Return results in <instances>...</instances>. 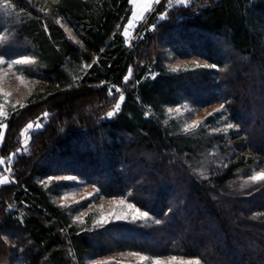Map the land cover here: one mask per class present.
Segmentation results:
<instances>
[{
	"label": "trees",
	"instance_id": "1",
	"mask_svg": "<svg viewBox=\"0 0 264 264\" xmlns=\"http://www.w3.org/2000/svg\"><path fill=\"white\" fill-rule=\"evenodd\" d=\"M3 1L0 54L32 57L26 73L46 96L8 121L1 155L15 160L0 187V264H85L123 251L264 264V180H248L264 165V0H192L170 10L162 0L133 47L122 32L130 0ZM165 49L215 67L170 73ZM121 95L120 112L108 117ZM182 102L222 104L238 128L233 145L222 134L164 126V110ZM37 121L43 128L23 146L22 132ZM235 150L242 153L230 157ZM214 154L228 159L206 165ZM60 176L127 198L153 221L79 229L51 198L69 183L43 184Z\"/></svg>",
	"mask_w": 264,
	"mask_h": 264
},
{
	"label": "rangeland",
	"instance_id": "2",
	"mask_svg": "<svg viewBox=\"0 0 264 264\" xmlns=\"http://www.w3.org/2000/svg\"><path fill=\"white\" fill-rule=\"evenodd\" d=\"M0 4H3V0H0ZM43 1V0H35ZM56 1V0H49ZM162 0L156 2V0H130L132 14L128 23L126 24L124 30V37L126 39V44L130 47H133V43L140 39L143 33L139 30L140 27L147 23L148 18L156 11L158 5ZM192 0H188V3L183 6H188ZM182 6L177 3V0H166L163 7L168 10ZM165 14V13H164ZM164 14H159L156 19L161 21L164 19ZM66 32V35L71 39V41H77V37L74 34L73 30L69 27L68 24L60 21ZM163 66L166 71L179 72L187 71L204 67H197V65H210L209 62L198 57H192L188 59H179L172 54L171 51L165 49L163 50ZM0 59L4 60L3 64H0V125H3L0 132H2V139H0V160H3L4 163L0 164V179H5V182L0 184V187L4 184H7L10 181L11 176V165L15 160V155L12 154L9 157H3L1 151L3 149L6 132L8 131L9 122L13 116L17 115L23 109H26L28 105L38 103L44 96H46V89L41 85L39 80L36 78L29 77L27 75L26 67L31 63H34L32 57H20V58H7L0 54ZM20 61V63H15ZM213 67H209L210 69ZM173 69H176L175 71ZM124 101V99H123ZM123 101H119L120 109L119 111H113L115 114L112 117H115L121 110ZM222 104H214L208 107L199 108L193 103L182 102L180 105L167 107L164 110L163 123L164 126L169 128L174 133H202L206 131L210 134L216 135H225L229 139V144L233 145L231 142V133L238 129L236 125L229 120L226 109H221ZM172 109L173 111H169ZM175 109H179L177 112ZM217 109H221L217 111ZM110 117V118H112ZM33 127L28 129L27 127L22 132L23 146H26L29 142L31 135L33 133L39 132L43 128L42 121L32 122ZM232 124L234 127L228 128V125ZM190 125H196L195 127H189ZM188 128V131L185 129ZM200 133V134H201ZM226 141V139H225ZM21 152V151H20ZM242 151L235 150L232 154L240 155ZM247 156H251L249 152H246ZM242 155V154H241ZM215 160L207 161L206 165L224 164L228 159L221 154H214ZM259 172H264V165H253L250 169L249 181L259 182L251 180V177ZM64 177H73V179H63ZM66 181L68 185H63L60 182ZM60 183L57 185L58 192H52L51 198L53 204L60 206L63 209L68 210L69 217L73 225L79 229L83 230H95L99 228H104L108 225L115 223H128V224H143L147 225L153 221V218L148 214V218H140L137 215L136 210L139 209L136 205L131 203L127 198L115 197V198H106L101 196L99 189L97 187L87 184L84 180L74 176H60L53 177L49 180L43 182L46 189L53 187L54 183ZM121 201L123 203L121 204ZM131 205L132 207H129ZM140 212H145L142 209H139ZM133 217H136L133 219ZM11 241V240H9ZM11 243V242H10ZM135 253L136 255H130ZM146 257L147 259H142ZM176 260H172V257H152L146 254L123 251L115 254H111L102 258L95 259H85V264H155L159 261V264H188L189 261H192L193 264L197 259H187L182 257H176ZM199 264L200 261H199Z\"/></svg>",
	"mask_w": 264,
	"mask_h": 264
},
{
	"label": "snow or ice",
	"instance_id": "3",
	"mask_svg": "<svg viewBox=\"0 0 264 264\" xmlns=\"http://www.w3.org/2000/svg\"><path fill=\"white\" fill-rule=\"evenodd\" d=\"M156 2H159V0H156ZM133 3H135V0H133ZM177 3L178 4H180V5H186L187 3H188V0H177ZM125 32L127 31L126 29L124 30ZM4 63V60L3 59H0V64H3ZM15 63H20V61H16ZM197 67H204V68H209V67H215L214 65H197ZM174 71L176 70V69H173ZM129 72L131 73V70H129ZM127 79H128V77H125V80L127 81ZM117 91H119V89H117ZM111 94V93H110ZM123 99H124V97H123V95H121L120 97H119V101H123ZM223 108V105H221V109ZM119 109H120V103L119 102H117L116 104H115V111H119ZM221 109H217V111H220ZM170 112L171 111H173L172 109H170L169 110ZM175 111H177V112H179L180 110L179 109H175ZM0 114H2V113H0ZM115 113L113 112V111H110V112H108L107 113V115H108V117H112L113 115H114ZM45 116H47L48 114L47 113H45L44 114ZM196 125H190L189 127H195ZM3 127H5V126H3V125H0V129H2ZM33 127V125L31 124V123H29L28 125H27V128L28 129H31ZM232 127H234L232 124H229L228 125V128H232ZM185 131H188V128H186L185 129ZM0 139H2V132H0ZM4 163V161L3 160H0V164H3ZM5 179L6 178H4V179H0V184H2V183H4L5 182ZM63 179H69V180H71V179H73V177H64ZM251 180H253V181H259V180H264V172H259V173H257V174H255V175H253L252 177H251ZM123 203V201H121V204ZM129 207H132L131 205H129ZM136 212H137V215L140 217V218H148V213L147 212H140L139 211V209H137L136 210ZM136 217H133V219H135ZM157 224L158 223H160V221L159 220H156L155 221ZM130 255H136L135 253H131ZM142 259H147L146 257H144V258H142ZM177 258L176 257H172V260H176ZM155 264H159V261H157V262H155ZM188 264H193V262L192 261H189L188 262ZM195 264H199V261L197 260L196 262H195Z\"/></svg>",
	"mask_w": 264,
	"mask_h": 264
}]
</instances>
